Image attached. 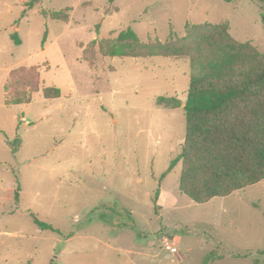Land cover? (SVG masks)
<instances>
[{
	"label": "rangeland",
	"instance_id": "obj_1",
	"mask_svg": "<svg viewBox=\"0 0 264 264\" xmlns=\"http://www.w3.org/2000/svg\"><path fill=\"white\" fill-rule=\"evenodd\" d=\"M262 7L0 0V264H264V180L196 203L179 190L181 160L167 171L185 138L190 76L199 72L189 57L99 49L127 28L143 42H165L187 26L226 22L235 39L264 53ZM91 41L92 64L83 54ZM21 66L37 69L38 90L24 89L29 102L7 105L4 86ZM46 86L60 96L45 98ZM212 254L222 257L208 262Z\"/></svg>",
	"mask_w": 264,
	"mask_h": 264
},
{
	"label": "trees",
	"instance_id": "obj_2",
	"mask_svg": "<svg viewBox=\"0 0 264 264\" xmlns=\"http://www.w3.org/2000/svg\"><path fill=\"white\" fill-rule=\"evenodd\" d=\"M259 1L263 4L260 20L264 26V0ZM186 29V35L179 39L170 36L165 42H143L127 28L113 40H101L99 49L107 56L189 57L191 67L198 69L190 76L183 104L185 138L167 171L181 160L180 192L196 203H205L264 180V53L250 41L235 39L226 22L195 24ZM94 45L91 41L83 49L90 64L93 55L88 57L87 52ZM38 77L35 67L11 70L4 86L5 103L29 102L30 96L23 90L37 91ZM42 90L45 98L60 96L57 87ZM158 103L174 107L181 104L176 98L165 97H159ZM16 149L13 144V152ZM18 191L19 187L16 201ZM31 215L40 228L55 230ZM221 257L212 254L208 262ZM253 264H260V260L255 259Z\"/></svg>",
	"mask_w": 264,
	"mask_h": 264
},
{
	"label": "built area",
	"instance_id": "obj_3",
	"mask_svg": "<svg viewBox=\"0 0 264 264\" xmlns=\"http://www.w3.org/2000/svg\"><path fill=\"white\" fill-rule=\"evenodd\" d=\"M164 247H165V249L169 250L170 252H175L177 250V248L175 246V242L173 239L165 238L164 239Z\"/></svg>",
	"mask_w": 264,
	"mask_h": 264
}]
</instances>
